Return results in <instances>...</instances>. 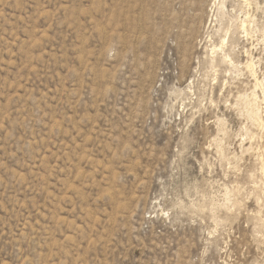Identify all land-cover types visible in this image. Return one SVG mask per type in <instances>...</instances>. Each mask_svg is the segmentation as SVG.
Wrapping results in <instances>:
<instances>
[{"label": "rangeland", "instance_id": "obj_1", "mask_svg": "<svg viewBox=\"0 0 264 264\" xmlns=\"http://www.w3.org/2000/svg\"><path fill=\"white\" fill-rule=\"evenodd\" d=\"M0 264H264V0H0Z\"/></svg>", "mask_w": 264, "mask_h": 264}, {"label": "bare ground", "instance_id": "obj_2", "mask_svg": "<svg viewBox=\"0 0 264 264\" xmlns=\"http://www.w3.org/2000/svg\"><path fill=\"white\" fill-rule=\"evenodd\" d=\"M227 21H230V20H227ZM247 22V21H246ZM229 23V22H228ZM234 24V23H233ZM229 25V24H228ZM248 26V25H247ZM225 30V35H227V33H229V32H232V37L235 35V32L236 31H241V33H243L244 35H245V37H247L248 36V33H247V29H246V24H245V21L244 22H242L239 26H233L232 24H230V26L229 27H227V28H225L224 29ZM230 37V36H229ZM231 37V38H232ZM234 38V37H233ZM233 40V39H232ZM223 43H224V41H223ZM227 59V56H224L223 57V61L225 60V61H227L226 60ZM248 64V63H247ZM247 66V65H246ZM247 68L249 69L250 68V65L248 64V66H247ZM249 71V70H248ZM250 71H252V70H250ZM256 84V83H255ZM247 107V106H246ZM254 108V107H253ZM253 118H255L256 119V121H258V117H256V114L254 113V112H252L251 111V114H250ZM262 126V125H261Z\"/></svg>", "mask_w": 264, "mask_h": 264}]
</instances>
